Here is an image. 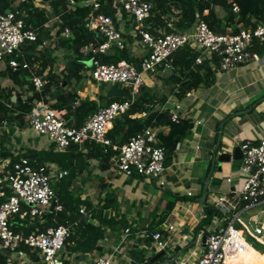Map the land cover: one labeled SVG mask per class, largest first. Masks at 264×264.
<instances>
[{"label":"crops","instance_id":"0c3cea01","mask_svg":"<svg viewBox=\"0 0 264 264\" xmlns=\"http://www.w3.org/2000/svg\"><path fill=\"white\" fill-rule=\"evenodd\" d=\"M217 11L221 16L224 15L220 8ZM114 21L122 32V46L143 59L148 48L142 42L139 30L141 27L145 28L146 22L137 23L123 9H118ZM191 47L203 55V62H209L210 70L199 69L203 63L196 62L191 72L196 79L194 83L199 85L184 90L182 99L178 96L181 90L178 80L187 81L188 77H184L183 72L172 63L169 68L160 67L156 74L145 73L144 78L145 86L153 94L159 98L168 97L162 110L169 109L171 112L177 109L178 114L194 123L193 138L179 145L174 161L166 166L161 179L127 176L118 169L116 162L107 171H101L97 162H91L85 172L75 179L71 189L83 200L90 199L95 204L101 201V205L111 203L106 209L103 222L90 218L105 230V237L100 242L102 249L85 253L65 247L61 254L63 263L94 264L99 257L110 256L113 264H198L205 252V236L225 228L219 211L215 209L212 211L214 215L211 223L200 227V223L209 214L196 199L203 195L206 179L210 175L212 157L223 121L225 124L220 152L233 153L245 141L258 143L264 138V43L256 41L250 47V51L258 55V59L228 71L219 69L217 61H212L199 46ZM107 52L111 53L110 48ZM74 59L68 51V55L58 59L59 66L56 70L60 72L66 61ZM79 60L85 66L84 78L78 84L73 81L69 86L70 90H78L80 99L77 103L87 97L96 101L101 96L108 99L109 88H103L102 84L93 80L87 60ZM4 69V62H0V70ZM186 71V74L189 73ZM0 84L5 88L11 86L12 82L0 76ZM66 86L64 83V87ZM241 112L244 113L239 114ZM0 125V180L5 178V171L15 158V153L48 149L53 143L48 137L36 133L29 125L24 129L8 122ZM31 158L36 159L37 155H32ZM240 161L233 160L224 164L222 171H219L218 163L216 164L210 177L208 204H215L222 196L238 201V193L229 194V191L238 192L241 187L243 178L236 173ZM60 172L63 171L57 167L51 170L53 184H57L68 174L58 178L57 174ZM228 178H232L230 183ZM93 184L99 189L96 198L77 192L88 189ZM56 205L61 206L58 199ZM49 210L61 211L56 206L52 209V205ZM262 212L264 204L254 209L243 208L236 213L235 224L239 223V228L244 229V224L264 221ZM155 233L161 234L160 240L154 238ZM159 242L164 243L165 247L159 246ZM245 243L246 254L252 256L256 264H264V260L251 249L246 240ZM228 259L227 264H239L234 262L233 256L232 263ZM23 260L30 263L28 255Z\"/></svg>","mask_w":264,"mask_h":264},{"label":"trees","instance_id":"16d2710c","mask_svg":"<svg viewBox=\"0 0 264 264\" xmlns=\"http://www.w3.org/2000/svg\"><path fill=\"white\" fill-rule=\"evenodd\" d=\"M36 0H0V14L18 12V17L25 21L28 28L37 31V40L26 42L21 50L7 57L3 62L5 69L0 70V76L11 80L12 85L2 87L0 84V123L8 122L16 124L20 129L28 127V114L38 102H44L48 106L59 111H65V119L70 127H81L94 115L100 107L109 105L114 101H125L131 99V88L120 84H102L103 88H109V97H100L99 101L89 97L80 99L77 89H69L74 81L78 84L84 78V63L81 60H100L105 64H116L128 61L141 70L142 59L133 55L126 46L113 44L111 53L104 54L83 53V48L93 44L99 46L104 39L95 31H90L86 24L92 14H106L115 19L118 11L113 0H98L100 8L95 10L92 5H85L86 0H41L44 7L36 5ZM153 4L151 15L145 20V29L154 36L160 37L172 32H186L191 30L197 21L204 20L217 34L238 33L241 28H255L264 24V0H146ZM235 7L238 11H235ZM220 8L224 15L217 11ZM60 17L62 23H55L53 29L45 27V23L51 17ZM66 29L70 30L71 37L64 35ZM55 30V37H52ZM54 38L55 46L47 45V40ZM59 47L66 48L74 60L66 61L64 68L58 72ZM262 48V47H261ZM262 50V49H261ZM200 52L194 50L190 45L176 51L170 59L175 68L183 72L187 81L178 80L181 90L178 93L180 99L184 90L192 89L199 85L192 67L196 64ZM18 62V67L10 65V61ZM199 69L210 70L209 62L204 61ZM186 72L189 73H185ZM47 72V74H45ZM43 76L49 82L41 90L34 85V78ZM64 83L67 84L64 87ZM16 97L13 101L12 98ZM168 97H158L153 94L147 86H143L136 95L135 101L130 108L118 117L112 129L108 133L112 145L106 146L97 142H86L83 145L73 144L66 151H59L55 144L48 149H30L26 152L15 153V158L5 171V176L14 171L15 164L21 157H28L34 166H46L49 171L57 167L61 171H67V175L57 184H53L61 211H50L48 209L44 219L15 218L12 228L16 232L26 234L40 233L49 227L59 225L68 226L71 236L66 247L73 251L93 252L100 251L101 240L105 237L102 225L95 224L90 218L104 221L106 209L111 203L101 205V201L95 204L90 199L83 200L71 186L75 179L81 176L90 166L91 162H97L101 171H107L119 154V149L128 143L135 135L146 128H152L157 132L158 142L165 150L166 166L174 161L177 148L183 142L191 140L194 136V123L179 114L177 121L169 109L162 110ZM142 117H135L137 115ZM37 155L36 159L31 158ZM5 190L8 194L12 191L8 182L4 181ZM242 203L237 210L227 213L219 212V217L226 227L235 217L236 213L245 207ZM85 208L86 215L81 213ZM214 213L206 216L200 223V227L210 224ZM30 224L29 226H25ZM240 231H244L241 228ZM251 246V245H250ZM251 249L264 260L261 248ZM30 264H42L39 254L26 249ZM10 252L0 247V264H8ZM256 257V256H255ZM257 258V257H256ZM258 259V258H257ZM13 264H17L16 261ZM232 263V257L228 259ZM260 262L261 260L258 259ZM65 264V263H64Z\"/></svg>","mask_w":264,"mask_h":264},{"label":"built area","instance_id":"2783aa9c","mask_svg":"<svg viewBox=\"0 0 264 264\" xmlns=\"http://www.w3.org/2000/svg\"><path fill=\"white\" fill-rule=\"evenodd\" d=\"M117 9L125 10L137 23L142 24L151 15L153 4L146 0H113ZM71 5L75 4L71 0ZM85 5H92L95 10L100 8L98 0H86ZM235 11L238 8L235 7ZM54 22L62 23L60 17H55L45 23V27H52ZM90 31L101 35L104 42L99 46L90 44L83 48V53L104 54L113 44L122 46L123 36L114 19L106 14H92L86 24ZM142 42L147 46L148 53L141 63V70L128 61L116 64H105L100 60H91L88 66L91 77L100 84H120L131 88V99L122 102L114 101L100 109L81 127L67 125L65 113L38 102L28 114V125L38 134L48 137L59 151H66L71 145H83L86 142H97L106 146L112 145L108 137L115 120L124 114L135 101L136 95L145 85V73L156 74L160 67L169 68L173 54L186 45H196L208 54L212 61L218 63L219 69L228 71L252 60L258 55L250 51L251 45L260 41L264 43V24L255 28H242L238 33L217 34L204 20L196 22L194 27L186 32H172L160 37L154 36L145 28H140ZM64 35L71 37L70 30L66 29ZM37 31L28 28L25 21L18 17V12L0 14V62L21 50L26 42L37 40ZM203 55L196 62L202 64ZM14 68L18 62L10 61ZM87 66V65H86ZM87 66V67H88ZM49 82L43 76L34 78L37 90ZM173 120L177 121L179 114L171 111ZM1 126V125H0ZM243 158L237 169V176L243 178L238 192L230 190L229 194L238 193V201H231L222 196L217 199L213 207L221 213L237 210L241 203L246 209L258 208L264 204V138L258 143L245 141L241 145ZM116 159L118 169L127 176L139 175L145 178L161 179L166 171V155L163 147L159 145L157 132L146 128L135 135L128 143L119 149ZM67 172L57 174L64 177ZM53 174L46 166H34L30 158L21 157L15 164L12 174L0 180V247L10 252L8 264L16 259L27 258L26 249L39 254L42 264H64L61 254L71 236V229L65 225L50 227L40 233L16 232L12 226L17 216L20 219L42 220L57 196L53 188ZM4 181L8 182L12 193L5 190ZM230 183L232 178H228ZM161 184H164L161 181ZM57 210H62L56 205ZM86 215V210L81 209ZM234 219L218 232L209 233L205 243V252L198 264H227L228 257H232L245 249V238L240 228L235 226ZM26 224L25 226H29ZM244 231L250 237H263L264 224L251 227L244 224ZM129 232V230H127ZM154 238L160 240L161 234L155 233ZM159 246L165 244L159 242ZM94 264H113L112 257H99Z\"/></svg>","mask_w":264,"mask_h":264},{"label":"water","instance_id":"95a60500","mask_svg":"<svg viewBox=\"0 0 264 264\" xmlns=\"http://www.w3.org/2000/svg\"><path fill=\"white\" fill-rule=\"evenodd\" d=\"M195 1H196V3H198V0H195ZM15 100H16V97H13V101H15ZM244 112H246V111H244ZM244 112H241L239 114H243ZM224 124H225V121H223L220 124V131H219L217 146H216L215 152H214L213 157H212V168H211L210 175L206 179L203 195L201 197H199L198 199H196L197 203L201 207L205 208L209 215L212 213L214 207H213V205H210L207 203L208 187H209V183H210L211 174L213 173V171L216 167V164L218 163L219 171H222L224 164L231 163L233 160L234 161H240L243 158V151H242L241 147H236L234 149L233 153L229 152V151H222V152L219 151L220 145H221V139H222ZM56 204L57 203L55 201L52 205V209L54 208V206H56ZM206 239H207V235L204 238L205 242H206Z\"/></svg>","mask_w":264,"mask_h":264},{"label":"rangeland","instance_id":"374dc122","mask_svg":"<svg viewBox=\"0 0 264 264\" xmlns=\"http://www.w3.org/2000/svg\"><path fill=\"white\" fill-rule=\"evenodd\" d=\"M35 3H36V5H38L40 7H44L43 4L41 3V0H36ZM54 35H55V30H53L52 37H55ZM53 41L55 42L56 40L54 38L48 39L47 40V45L50 44V45H52V47H54L56 43H54ZM56 54L58 55V59H61V58L65 57L66 55H68V51L66 50V48L59 47V49H57ZM89 187L90 188H88V189H82L81 191H77V192H80L82 195L88 196L89 198H96L98 196V193H99L98 187H95V184H93V185H91ZM262 214L264 215V212H262ZM245 216L247 217L248 215L246 214ZM263 222L264 221H262V220L259 221V222L258 221H253V223H250V226L254 228L256 226H260L261 224H264ZM235 226L239 227L240 225H239V223H236ZM240 229H241V227H240ZM242 235L245 238V240L252 247L258 248V246H259L261 249L264 250V236L263 237H257V238L252 237L253 239H251V237H249L248 234H246L245 232L242 233ZM16 263L17 264H30V263L25 262V260H22V261L17 260Z\"/></svg>","mask_w":264,"mask_h":264},{"label":"bare ground","instance_id":"6f19581e","mask_svg":"<svg viewBox=\"0 0 264 264\" xmlns=\"http://www.w3.org/2000/svg\"><path fill=\"white\" fill-rule=\"evenodd\" d=\"M233 258L234 262L239 264H256L254 258L247 255L244 249L235 254Z\"/></svg>","mask_w":264,"mask_h":264}]
</instances>
